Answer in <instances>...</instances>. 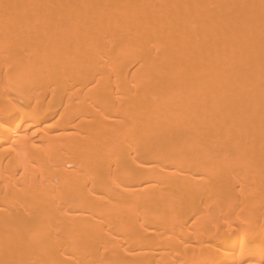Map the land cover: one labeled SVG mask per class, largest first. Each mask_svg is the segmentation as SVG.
<instances>
[{"label":"bare ground","instance_id":"6f19581e","mask_svg":"<svg viewBox=\"0 0 264 264\" xmlns=\"http://www.w3.org/2000/svg\"><path fill=\"white\" fill-rule=\"evenodd\" d=\"M263 261L264 0H0V264Z\"/></svg>","mask_w":264,"mask_h":264},{"label":"rangeland","instance_id":"374dc122","mask_svg":"<svg viewBox=\"0 0 264 264\" xmlns=\"http://www.w3.org/2000/svg\"><path fill=\"white\" fill-rule=\"evenodd\" d=\"M262 263H264V261H263ZM262 263H261V264H262Z\"/></svg>","mask_w":264,"mask_h":264}]
</instances>
